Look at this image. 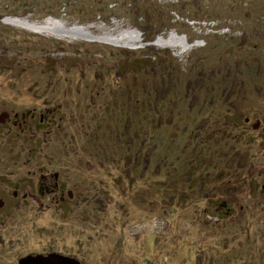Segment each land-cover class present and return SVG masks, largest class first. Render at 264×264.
Segmentation results:
<instances>
[{
    "label": "rangeland",
    "instance_id": "rangeland-1",
    "mask_svg": "<svg viewBox=\"0 0 264 264\" xmlns=\"http://www.w3.org/2000/svg\"><path fill=\"white\" fill-rule=\"evenodd\" d=\"M143 1L0 0V264H264V0Z\"/></svg>",
    "mask_w": 264,
    "mask_h": 264
},
{
    "label": "water",
    "instance_id": "water-1",
    "mask_svg": "<svg viewBox=\"0 0 264 264\" xmlns=\"http://www.w3.org/2000/svg\"><path fill=\"white\" fill-rule=\"evenodd\" d=\"M5 117H10L9 113H5L2 120ZM4 204L3 200H0V207ZM18 264H83L78 258L65 255L58 252H52L49 254H30L22 257Z\"/></svg>",
    "mask_w": 264,
    "mask_h": 264
},
{
    "label": "trees",
    "instance_id": "trees-1",
    "mask_svg": "<svg viewBox=\"0 0 264 264\" xmlns=\"http://www.w3.org/2000/svg\"><path fill=\"white\" fill-rule=\"evenodd\" d=\"M153 1H154V3L155 4H159V2H158V0H145V2L143 1V7L145 8V6H147L149 3H153ZM177 4V3H176ZM178 5V4H177ZM176 10V9H175ZM174 10V11H175ZM184 18H187V17H184ZM192 21V20H191ZM163 27V26H162ZM167 29H169V30H172L173 29V27L171 26V23H169L167 26H164L162 29H160L158 32H157V36L159 35V34H161L164 30H167ZM214 35V33H210V36H213ZM155 39L154 38H147V40H146V43H152L153 41H154ZM148 47H150V46H147V48Z\"/></svg>",
    "mask_w": 264,
    "mask_h": 264
}]
</instances>
